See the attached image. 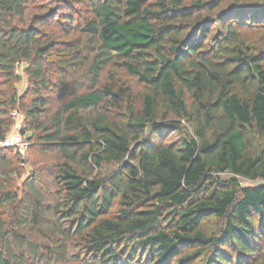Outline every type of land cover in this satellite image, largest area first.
<instances>
[{"label":"trees","instance_id":"trees-1","mask_svg":"<svg viewBox=\"0 0 264 264\" xmlns=\"http://www.w3.org/2000/svg\"><path fill=\"white\" fill-rule=\"evenodd\" d=\"M78 1L87 10L78 26L83 45L82 36L63 39ZM35 2L0 0V139L21 106L22 134L31 132L26 139L58 161L52 192L40 190L35 173L19 195L20 149L0 148V264H257L264 255V66L238 26L254 7L264 15V0L244 7L45 0L64 10L61 32L43 28L57 9L31 12L41 8ZM23 64L27 107L17 95ZM87 64L90 83L83 89L77 79L68 89ZM112 68L142 93L126 82L99 84ZM53 88L62 99L50 111ZM224 173L231 179H220ZM6 206H15L8 217Z\"/></svg>","mask_w":264,"mask_h":264},{"label":"rangeland","instance_id":"rangeland-1","mask_svg":"<svg viewBox=\"0 0 264 264\" xmlns=\"http://www.w3.org/2000/svg\"><path fill=\"white\" fill-rule=\"evenodd\" d=\"M261 0H226V5L228 4H235L237 3L238 5H243L244 6H250V4H254V3H258ZM35 3H39L41 8H35L33 7L31 9V12H37L39 13L40 11H44L43 15H45L46 13L48 14L50 11H56L57 6L54 2H45V0H36ZM60 11H64V10H58L55 14H52V20L51 19H46L45 21V25L43 28H45L48 32H53L54 30H59L60 32L63 30L61 26H63L62 24L67 23L65 22L66 20L64 19L62 22V24L59 22L60 16H58ZM68 11L73 12L72 17H73V21H72V27L70 29V34L66 37H64L63 39H66L68 41H75L78 38H80V36H82V34L79 31V23H80V18L87 14V10L85 8V3L84 2H74V6H72V8H69ZM247 15L251 16V18H247L246 23L242 26H238V30H239V38L240 41L243 43V45H245L246 47L250 48L251 51H255L257 53L260 52L261 57L263 58V66H264V15H260V8L258 7H254V10H249L246 12ZM55 15V16H53ZM256 16V20L254 19V17ZM50 17V16H47ZM59 18V20L57 21V19ZM257 22L263 24V26L261 27H255V26H250L251 24H255ZM240 22V21H239ZM82 45L85 41V37L82 36ZM88 64L84 67L81 68V75L80 77L77 75L75 77H70L69 80V84H68V89L72 88L73 82H75L78 79V82H80L83 85V89L84 87H86L91 80V75L87 74L88 73ZM24 67L25 65H19L17 67L18 73L21 77L18 85H17V95L19 100H22L24 103V106H28L29 102H30V98L32 96V91L30 90L31 88H28L30 86H28V79L27 76L24 74ZM112 73V80L109 78L110 74ZM79 77V78H78ZM109 80V81H107ZM117 81L118 83L121 82H126V83H130V85H132V88L134 90L135 93H142L143 86L141 84H137L136 81L134 79H129L127 75H124L121 71L118 70H114L112 68L111 69H105L100 76V81L99 84H105L107 82L110 81ZM58 90H55L53 88V90L50 93V96L52 97V101L49 104L50 111H53L60 103V99H62V96L60 94V92L58 93ZM138 95V94H136ZM48 107V106H47ZM18 112L20 113V121L17 118H13V125L11 127V129L9 130V132L7 133V135H11L13 137H17V144H15L13 147H17L15 148L14 152H18V158H22L23 162H17V166H18V170L20 171V175L16 176L14 178V186L17 189V191L19 192V195L22 192V184L24 183V181L26 179H28V177H30L32 174H38L39 179H41L40 183H38V186H40V190L43 191L44 193H49L52 192L54 189V185L52 183V175L53 172L55 170L54 164L57 163L58 161V154L53 153V152H43L42 150H40V147L38 144H34L29 142L28 139H26V137H28V135H30L31 132L28 131V134H22V129L23 127H25L28 123V119L27 116L25 114V110L21 107L18 106ZM185 132L187 133H191L192 128L191 125H189V123L184 120L181 119L180 120ZM18 124V128L17 127ZM165 133V132H163ZM19 136V137H18ZM176 137V134H171L170 137ZM165 138V139H164ZM163 139L165 141L168 140V137H164ZM257 141V139H255V142ZM12 147V146H10ZM19 158V160H20ZM220 179L222 180H228L231 179L232 175L230 173H224L221 174ZM240 185L242 186H255L257 185L255 182H251V181H247V180H243L240 179ZM52 195V194H51ZM49 198V197H48ZM15 206H6L5 207V212L6 215L5 217H8L9 213L8 211L11 212V210L14 208ZM14 211H16V209H14ZM12 213V212H11ZM209 227L211 229L214 228V226L216 227V223L215 220L211 219L208 223ZM40 241L46 243V239H43L42 237L39 238ZM70 249V248H69ZM71 251V249H70ZM185 252L184 250L182 251V253ZM188 252V251H187ZM138 259V258H137ZM139 260L143 263L146 260V254L141 257H139ZM140 262H134L133 264H139ZM234 263L235 260H234ZM255 263L257 264H264V255L263 257H261L258 261H256ZM42 264H89L86 262H83L82 260H78V259H72V258H68L65 261L62 262H51V263H42ZM170 264H175L174 259L170 262ZM194 264H198V263H194Z\"/></svg>","mask_w":264,"mask_h":264},{"label":"built area","instance_id":"built-area-1","mask_svg":"<svg viewBox=\"0 0 264 264\" xmlns=\"http://www.w3.org/2000/svg\"><path fill=\"white\" fill-rule=\"evenodd\" d=\"M11 116L17 118L19 121L21 120L20 113L16 109L11 111ZM16 128H18V124ZM15 144H17V137L6 135L5 138L0 139V148L14 146Z\"/></svg>","mask_w":264,"mask_h":264}]
</instances>
